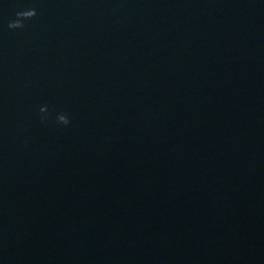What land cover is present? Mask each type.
<instances>
[{"label":"water","instance_id":"95a60500","mask_svg":"<svg viewBox=\"0 0 264 264\" xmlns=\"http://www.w3.org/2000/svg\"><path fill=\"white\" fill-rule=\"evenodd\" d=\"M0 264H264V0H0Z\"/></svg>","mask_w":264,"mask_h":264},{"label":"clouds","instance_id":"9594fccd","mask_svg":"<svg viewBox=\"0 0 264 264\" xmlns=\"http://www.w3.org/2000/svg\"><path fill=\"white\" fill-rule=\"evenodd\" d=\"M35 15H36V10L34 8L28 9L25 11H18V12H16V19L11 20L8 24V27L10 29L21 28V27H23V21L25 19L31 18ZM40 111L44 112V111H46V108L42 107L40 109ZM57 119L59 120L60 123L65 124V125H67L70 122L68 117L64 114H59Z\"/></svg>","mask_w":264,"mask_h":264}]
</instances>
